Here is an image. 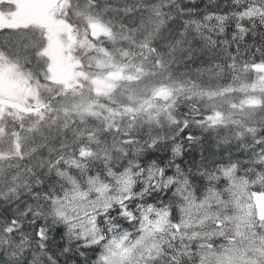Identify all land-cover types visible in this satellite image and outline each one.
<instances>
[{
    "label": "snow or ice",
    "instance_id": "obj_1",
    "mask_svg": "<svg viewBox=\"0 0 264 264\" xmlns=\"http://www.w3.org/2000/svg\"><path fill=\"white\" fill-rule=\"evenodd\" d=\"M57 5L72 80L0 27V264H264V0Z\"/></svg>",
    "mask_w": 264,
    "mask_h": 264
},
{
    "label": "flooded vegetation",
    "instance_id": "obj_2",
    "mask_svg": "<svg viewBox=\"0 0 264 264\" xmlns=\"http://www.w3.org/2000/svg\"><path fill=\"white\" fill-rule=\"evenodd\" d=\"M22 94V81L19 80L14 67L0 66V110L15 103L17 99L20 101Z\"/></svg>",
    "mask_w": 264,
    "mask_h": 264
},
{
    "label": "water",
    "instance_id": "obj_3",
    "mask_svg": "<svg viewBox=\"0 0 264 264\" xmlns=\"http://www.w3.org/2000/svg\"><path fill=\"white\" fill-rule=\"evenodd\" d=\"M24 12H28L32 21L45 26L48 19V13L57 3V0H17ZM42 6V3H45ZM42 6V7H41ZM41 8V9H40ZM264 210V207L261 208Z\"/></svg>",
    "mask_w": 264,
    "mask_h": 264
},
{
    "label": "rangeland",
    "instance_id": "obj_4",
    "mask_svg": "<svg viewBox=\"0 0 264 264\" xmlns=\"http://www.w3.org/2000/svg\"><path fill=\"white\" fill-rule=\"evenodd\" d=\"M51 28L55 29V30H53L54 34H55L57 32L61 33L63 31V29H64V26L61 23H58V25L54 24ZM57 50H58L59 54L63 53V47L62 46L59 49H57ZM60 61H62V60H60ZM55 73L58 76V73L56 71H55ZM55 73H54V77L56 78Z\"/></svg>",
    "mask_w": 264,
    "mask_h": 264
},
{
    "label": "trees",
    "instance_id": "obj_5",
    "mask_svg": "<svg viewBox=\"0 0 264 264\" xmlns=\"http://www.w3.org/2000/svg\"><path fill=\"white\" fill-rule=\"evenodd\" d=\"M101 86V87H100ZM107 87L106 83L104 81H97L96 83V89L99 93H103L104 89Z\"/></svg>",
    "mask_w": 264,
    "mask_h": 264
}]
</instances>
